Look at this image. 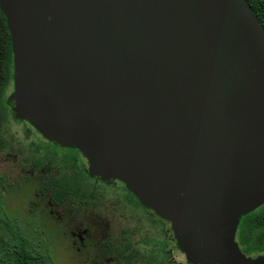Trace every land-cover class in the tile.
Returning <instances> with one entry per match:
<instances>
[{"label":"water","instance_id":"95a60500","mask_svg":"<svg viewBox=\"0 0 264 264\" xmlns=\"http://www.w3.org/2000/svg\"><path fill=\"white\" fill-rule=\"evenodd\" d=\"M7 104L169 221L190 264L264 205V31L245 0H0Z\"/></svg>","mask_w":264,"mask_h":264},{"label":"rangeland","instance_id":"374dc122","mask_svg":"<svg viewBox=\"0 0 264 264\" xmlns=\"http://www.w3.org/2000/svg\"><path fill=\"white\" fill-rule=\"evenodd\" d=\"M28 130L31 128L26 123L18 122L7 112L2 136L8 149L0 153V259H4L5 264L15 263L13 257L1 255L15 231L27 236L32 247L43 254L49 264H121L118 259L102 254L103 242L107 239L120 242L123 228L132 224L139 240L153 236L158 239L155 248L163 249L161 234H154L156 230L161 232L164 225L158 218L154 219L141 201L120 190L122 186L117 183L99 182V201L94 206H89V202L78 206V210L75 203L54 206L50 193L42 188L61 174L62 164L53 158L41 163L40 155L32 151ZM33 137L37 138L34 133ZM41 145L56 158L67 155L65 149ZM169 257L174 262L181 260L180 255ZM137 260L146 263L142 254Z\"/></svg>","mask_w":264,"mask_h":264},{"label":"trees","instance_id":"16d2710c","mask_svg":"<svg viewBox=\"0 0 264 264\" xmlns=\"http://www.w3.org/2000/svg\"><path fill=\"white\" fill-rule=\"evenodd\" d=\"M252 9L260 26L264 31V0H245ZM13 90V56L10 34L6 19L0 9V153L6 152L8 143L2 136V128L10 107L7 104ZM78 153V152H77ZM85 177L78 168L73 167L70 174L65 171L52 183L53 202L62 204L64 199H86ZM236 243L242 253L250 256L264 255V205L246 214L240 219L236 236ZM4 256L14 258V264H49L47 258L36 251L31 240L20 231L13 233L6 243ZM2 259V258H1ZM0 264H5L4 259Z\"/></svg>","mask_w":264,"mask_h":264},{"label":"flooded vegetation","instance_id":"af4514ba","mask_svg":"<svg viewBox=\"0 0 264 264\" xmlns=\"http://www.w3.org/2000/svg\"><path fill=\"white\" fill-rule=\"evenodd\" d=\"M10 111H11V109H10ZM11 115L18 122L26 123L31 128V131L28 130V132H30L31 138H32V144H33L32 145L33 146L32 151L35 155H37V154L40 155L38 157V160L41 163H44L45 161H47V159L53 158V159H55V161H58L62 164L61 165L62 166L61 167V174L57 178H59L64 171L67 174H70L73 167L78 168L80 170L81 174L85 177L84 179H85V184H86V190L89 192V194H87L88 198L80 200V199H72L71 197H69V198L64 199L62 204H56L53 202V199H52V197H53V192L51 189L52 183L57 178L53 179V181H51V183L45 184L42 189H43V191H47L50 193L51 203L54 206L60 207L66 203H70L72 205H73V203H75V208H76V210H78V206L79 207L85 206V203H87V202H89V206H94V205L98 204V201H99V199H98V197H99L98 196L99 182L105 183V185H108V184L115 185L117 183V184L122 186V188L119 187L120 190H124L130 197L137 200V198L134 195H132L126 189L125 185L123 183H121L120 181L101 179L97 176L92 175L89 172V164H88L87 160L77 149H75L73 147H61V146L45 139L28 122L16 118L13 115L12 111H11ZM32 132L36 135L37 138L33 137ZM37 141L39 142V145H35V143ZM41 144L48 145V146L53 145L57 148L65 149L67 151V155H64L60 158H56V156H54L53 154H49L47 152V150ZM130 203L131 202L129 201V205H131ZM148 210L152 213V216L154 217V219L158 218V220L164 225L161 229V232H158L156 230V234H154V235H157L159 233L161 234L160 239L163 240V242H164V243H162V245L164 244L162 250H158L157 248H155V244L158 242V239H154L153 236L147 235L146 237H143V238H141V240H139L137 238L139 235H137L136 227L134 224H132V225H130L129 228L128 227L123 228L122 239L120 242L114 243L112 239L105 240L103 242L102 254L105 256L107 255L111 259H118L121 264H141V263H138V260H137V257H139L140 254L145 256L147 264H190L187 262L185 254L178 247L177 241H176V239L174 237V233L172 231L171 223L169 221H166V220L160 218L159 216H157L152 210H150V209H148ZM12 235H13V233H12ZM162 235H163V237H162ZM235 242H236V240H235ZM170 244H171V246H169ZM156 249H157V252H155ZM175 254L180 255L181 260L174 262V260L171 257H169V255L171 256V255H175ZM155 255H158L159 258L156 257ZM244 255L247 258H251V259L258 257V256H250L247 254H244Z\"/></svg>","mask_w":264,"mask_h":264}]
</instances>
